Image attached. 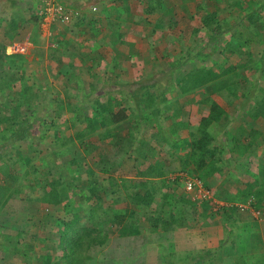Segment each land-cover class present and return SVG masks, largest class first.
I'll use <instances>...</instances> for the list:
<instances>
[{"label": "rangeland", "instance_id": "rangeland-1", "mask_svg": "<svg viewBox=\"0 0 264 264\" xmlns=\"http://www.w3.org/2000/svg\"><path fill=\"white\" fill-rule=\"evenodd\" d=\"M233 1H236V3L239 2L244 7L249 2V0H209L207 2V11L205 12L207 14H202L203 11L197 10L196 7L191 8L189 11L193 14V17L192 19L187 18L188 21L179 17L185 11L178 6L177 13L179 14V19L177 22L176 18H174L177 24L172 28V34L165 30L162 36L152 35L150 41L145 37L146 43L149 45V47L146 46V53L148 54L146 59L147 65H129L133 60L131 54L135 50L131 51V53L129 51L126 53L120 52L116 45L119 42H124L123 40L115 41V47L112 49L103 48L99 57L108 59V64L105 65L102 63L100 68L95 69L96 72L93 67L91 68V70H94L93 74L95 73L96 77H99V79H96L98 81L97 91L93 86L94 83L86 79V75H83V81H77L79 78L75 79L74 74H72L68 87L65 88L67 91L64 90L61 92L64 97L62 99L57 97V93L49 90V79L55 82V84H58V77H54L52 72L63 77L61 75H63L64 67L61 64L56 66V69L54 67L47 69L50 72V78L45 79L46 76H42L41 73L42 68L47 66L44 58L40 65L34 66L33 71L26 72L23 70L22 77H20V72L13 69V64L9 60L0 59V118L4 116L13 117L16 108L20 106L22 120L19 119V123L15 128H25L27 140L32 144V147L35 146L38 151H41L40 156L44 158V161L39 160V158L32 159L35 152L27 150V143L13 140L9 130H7V126L0 124V144L3 148L1 149L0 147V205L8 195L15 199H20L24 196V193L31 198H42L44 196L46 183L51 180V177L40 176V174L46 167L47 160L49 159L48 155L52 150L56 151V153L60 150L59 155H53V160L58 166L62 165V167H59L61 171L63 169L65 170V168L70 170L68 162L75 156L77 163L70 168L74 170L79 168L80 172H83L85 168L88 171H94L98 174L97 185L107 190V194L103 199L104 208L109 207L108 203L113 198V195L109 192V175L110 177L116 178L119 184L123 178L133 181L134 179L138 180L136 179L138 178L136 173L144 171L145 163L150 162L154 165H164L162 169L165 173L162 179L158 177L143 178V181H147V179L150 181L152 179V181L156 182V187H158L155 192L153 208L146 209L143 206H137L132 199L135 191L131 196L127 197L128 190L123 183L122 186L120 184V196L126 200L116 206H112L111 204V207H109L110 211L116 209L115 211L119 212L120 215H125L128 210H134L138 212L137 220L147 222L145 218L149 213L155 214L162 211L164 217L168 218V213L171 210L178 209V212H184L185 218L190 225L195 223V226H206L204 228L209 238L206 244H209L211 249L217 247L216 242L219 239H221L220 241H225L222 245L234 243L235 240L232 241L231 239H236L237 233L241 232V227L242 232L235 242L234 252L238 251L243 256L244 252L248 250V247H251L249 244H252L254 249L264 248V231L262 232L260 230V226H258L259 229L253 224L241 226L237 223L235 226L229 225L227 229L225 227L226 230H222L223 232L219 230L221 228V220L218 217L219 211L225 207L236 206L238 209L239 205L248 206L246 213L239 211L242 215L240 219H244L245 223L252 217L255 220L264 218V210H259L261 212L259 216H256V212H252L254 210L252 209V205L254 204L253 198L249 197L246 201H243V191L247 183L257 185L254 181L258 177L250 180L253 183L250 181L247 183L244 182V179H249L253 176L252 173H254V170L251 171V167L248 165L251 162L245 163L242 157H238L237 153L232 152L237 148V142L235 141L242 139L248 141L238 146V150L239 152L241 151L240 153L247 151L245 144L251 141L253 137L250 134L248 136L243 135L246 131L245 127H250L247 126V122H250L248 121L249 119L252 120L251 115L261 114L264 119V38L262 36L248 34L247 31L250 28L246 27V21L242 20L245 12L240 8L229 7ZM0 3V45L8 43V40L5 39L14 32L8 24L10 22L12 23L10 19L11 15L5 12L8 8L13 11L15 17L22 13L21 22L25 21L34 25L37 24L33 20L35 19L34 17H38V14H36L37 8L40 5L38 2L35 3L33 0H0ZM115 3L118 4L120 2L117 0ZM256 3L261 5L260 9L262 14H264V0H256ZM133 4L134 11L132 14L135 16L131 15L133 20L137 21L138 15L142 13L139 8L142 5H139L137 0H134ZM10 6H13V8H10ZM253 6L255 7V5ZM208 14H214L218 19L225 18L233 29L228 31L229 34H227L228 32H224L221 36H216L211 39L202 31H196L194 35H190L192 28L201 25L203 17ZM39 21L40 19L38 18V24L40 26ZM131 21V18L120 21L119 23L111 20L115 24L112 32L116 30L118 32L117 35L128 36L129 32L132 31ZM167 21L169 22V19L165 18L162 28L165 27V22ZM217 24L214 21L210 29L217 32ZM187 25L188 29H186ZM8 29L10 30L8 31ZM38 31L41 34L40 44L43 43L42 45L46 47L48 45L47 42H49L48 46L50 47L51 43L56 42L48 40V37L41 28ZM144 32H148L147 29ZM248 39H250V42H246ZM169 43L171 45L165 48V45ZM190 46L192 48H188ZM238 46L239 49L237 52L232 51L236 50ZM27 52L25 50L24 54H27ZM77 53H80V50L76 51L75 54ZM49 54L51 55V53ZM125 54L127 55L122 58ZM48 57L50 56L48 55ZM112 58L113 60H111ZM119 59L121 60L120 63ZM183 59L187 61L185 66L181 69H174L173 65ZM73 60V58L70 59L66 64H69ZM226 63L232 65L238 64V66L242 63L247 64L246 68L240 69L237 76L232 77V79L240 84V92L232 103H228L225 99L212 95L210 85L185 95L179 90L177 83L188 68L197 67L205 70L211 68L220 70ZM29 69L32 68L30 67ZM70 69L73 71L72 68ZM37 71L41 74H37ZM219 73L220 71L217 72L215 77H219ZM38 75L40 76L36 77ZM29 79L33 83L32 87L27 85L26 81ZM102 80L104 81L102 82ZM152 83H155L157 87L155 89H148L147 86ZM23 86L31 87V93H35V95L32 96L31 94L29 97L30 91H24ZM90 88L94 93L88 92ZM100 90L104 91V93L110 92V98L115 102L121 100L123 96H126L128 104L130 105L131 111L127 112L126 120L110 129L112 134L125 137L127 140V144L125 145L127 152H121L118 156H115L117 155L116 146L112 145L109 140L104 145L94 135L92 137L91 135L87 136L82 143L77 140V133L82 130H87L85 119H99V116L93 110L94 103L106 106L107 97ZM67 95L71 98L70 102H65ZM89 95H94V98H91ZM150 95H157L158 100L156 105L151 108L144 107V104L137 105L136 100L139 97L147 99ZM161 95H164V101L161 100ZM208 97H212L219 105L228 110L229 115H224L220 123H222L223 119L224 121L228 117L229 119L226 126L218 123L209 128L213 136L209 145L215 153L218 170L211 177L213 178L211 183H207L211 178L206 181L212 197V200L207 202L199 201L195 197V194L186 192L184 180L186 178L198 179L189 170L181 168L179 159L183 158L190 151V147L186 146L185 143L187 142L186 140H189V134L195 133L201 118L208 115L209 105L201 102ZM92 101H94L93 105H91ZM176 101H178L177 106L174 104ZM66 105H71L75 109L70 110ZM156 109H159V111H156ZM134 111L138 117L134 114ZM143 115L148 116L149 119L143 121L141 119ZM77 118H81L83 122H77L73 125ZM245 120L246 122H244ZM262 125L264 126V121ZM238 126L242 127H239L237 130L236 127ZM254 127L251 128V131L256 130L257 127L264 130V127H259L256 123ZM17 135H20V132L17 131ZM2 136L9 137L12 144L3 145L6 141L4 142L2 140ZM55 136H58L61 140L57 142ZM255 138L258 143L261 140L264 142V131L256 135ZM65 139L73 140L68 145L71 147V150L67 152L64 148L61 149ZM89 142L96 147L97 150H95L93 155L96 154L97 158L102 149L105 150L104 154H107L109 157L115 156V163L119 162L115 172L104 174L97 169V166L102 165L106 158L103 161H93L92 156H88L85 152ZM20 157H23V159ZM33 168L37 170L36 175H39L37 179H34L31 174ZM26 173L30 174L28 175ZM72 175L71 172L66 171V176H64L66 177L65 180L69 181ZM238 177H242V181ZM178 178L179 181L176 182ZM76 180L77 185L81 187V185L85 184L86 179L78 176ZM227 183L234 187L225 186ZM137 185L140 184L137 183ZM242 185L245 188L240 192ZM64 187H62L63 191H65ZM19 189L22 191H18ZM139 189L143 191L145 190V186L142 187L140 185ZM234 189H239V191H235ZM83 191L87 193V190ZM115 196L117 197L119 195L116 193ZM182 197L185 201H191L193 204L189 205L183 202L180 199ZM80 198L85 205L84 195H80ZM129 199H131L130 203L128 201ZM213 199L217 201V204ZM78 208V206L74 207L75 210ZM147 211L148 214L146 213ZM202 213H205V216ZM124 217L125 219H123L124 222L121 226L115 220L108 219L106 227L104 228L105 235L108 239L118 236L121 232L125 233L126 230L124 229L126 228L132 231V225L135 219L127 216ZM22 219L23 215L21 212L10 213L0 210V264H46L50 260H57L62 254V251L55 247L53 249V246L59 242L56 231L47 230L46 232H41L39 237L32 241L30 235L19 234V231L22 230L24 225V220ZM239 223L241 222L239 221ZM180 239L181 241L177 245L179 256L176 255L175 257L176 264H192L191 261L186 263L178 259L186 256L191 248H189L188 243L184 242V238L182 239L180 237ZM138 241L139 239L135 240V238L132 241L122 239L117 252L115 254L111 252L110 256L105 252H100L101 247H95L92 251L93 258L88 260L87 264H143L145 253L142 252L143 248L138 251ZM157 247L161 249V254L159 253L154 258L153 263L164 264L163 258L162 260L160 258L163 252H166V254L169 252L170 247L167 243H162V240L158 241ZM238 255L236 254V256Z\"/></svg>", "mask_w": 264, "mask_h": 264}, {"label": "trees", "instance_id": "trees-1", "mask_svg": "<svg viewBox=\"0 0 264 264\" xmlns=\"http://www.w3.org/2000/svg\"><path fill=\"white\" fill-rule=\"evenodd\" d=\"M253 5H255V7ZM229 7L243 9L245 14L242 17V20L246 21V27L250 28V30L247 31L248 34L252 36L258 35L264 38V14H262L261 12V5L257 4L256 0H249V2L246 3L245 7L241 6L239 2L236 3V1H233V3L229 5ZM34 18L35 19L33 21L37 22L39 17ZM214 21L218 23L217 32H214L213 29H210ZM202 23L203 25L201 26L207 29L210 38L221 36V34H223L224 32H228L233 29L231 24H229V22L226 21L225 18H220L218 20L216 16H213V14L204 16ZM200 29L201 28L195 30V32H199ZM246 42H250V39L246 40ZM65 46H67V44L62 42L56 49H51V54L57 58V66L60 65V58L63 55L61 52H59V49H62ZM18 56L21 57L20 54ZM10 62L12 63V61ZM186 62L187 61L185 59L180 60L176 62L173 67L174 69H181L185 66ZM246 65V63H242L240 66L226 63L221 67L220 70L212 68L205 70L197 67H190L187 69L183 77L178 81L177 86L181 93L185 95L210 85L212 95H216L222 99H225L228 103H232L237 98V95L240 92V84L232 79V77L237 76L240 69L246 68ZM13 69H15L14 66ZM86 69V64H83V66L81 67V72L85 71L87 73H90L91 68L87 71ZM216 70L217 72L220 71L219 77H215L217 74ZM147 87L148 89H155L157 85L155 83H152ZM23 88L26 92L30 91L29 97L31 96V94L32 96L35 95V93H31V87L23 86ZM107 94L109 95V93ZM163 96L161 100L164 101L165 98H163ZM157 100V95H150L147 99H142L141 97H139V99L136 100V103L137 105L144 104V107L151 108L152 106L157 104ZM70 101L71 98L69 95H67V97L65 98V102ZM114 102L115 101L112 100V98H110L109 96L107 97L106 106L96 104L94 103V101L91 102V105H93V103L95 104L93 110L95 111L96 115L99 116V119H85L87 130L79 131L77 133V140L82 143L89 135H91V137L92 135L96 136L97 140L103 143L102 145H104V143L109 140L112 145L116 146L117 155L115 156H118L121 154V152H127L125 148L127 140L125 139V137L112 134L110 129L113 126L124 122L128 115L127 112H130L131 109L126 96H123L121 100L116 101L115 103ZM201 102L209 105L208 115L201 118L197 131L195 133L189 134V140H186L187 142L185 143L186 146L190 147V151L183 158L179 159V163L181 165V168H183L184 170H189L191 174L196 176L197 179L201 181L208 189V184H206V181L211 178L218 170L217 161L215 160V153L209 145L213 139L209 128L214 124L220 123L224 115H226V112L225 109L221 105H219L218 102L212 97H208ZM174 104L177 106L178 101H176ZM67 108L70 110L75 109V107L71 105H67ZM156 111H159V109H156ZM134 114L137 116L136 112ZM251 116L255 119L259 115L252 114ZM21 118L22 116L20 112V106H18L15 113L13 114V117H1L0 124H4L7 126V130H9L10 136L13 140L27 143V150L35 152V155L32 159L39 158V160L44 161V158L40 156L41 151H38L35 146L32 147V144L27 140L25 128H15V126H17L19 123V119ZM141 119L144 121L149 119V117L143 115ZM77 122L83 121L81 118H77L74 121L73 125H75ZM17 131L20 132V135H17ZM250 135L251 137H253L252 140H255L256 135H259V133L253 130L250 132ZM2 138L4 142H7L3 143V145L12 144V141H10L9 137L2 136ZM55 139L57 140V142L61 140L58 136H55ZM72 142V139H65L61 146V149L64 148L66 152L70 151L71 147H69L68 145ZM235 142H237V148H235L234 150L239 151L238 146H240L241 143L238 140H236ZM1 146L2 145L0 144V147ZM1 149L3 148L1 147ZM95 150L97 149L94 144H91L89 142L85 152L88 154V156H92L93 161H103L106 158L102 165H100L99 167L97 166V169L104 174L115 172L116 168L119 165V162L115 163V156L109 157L107 154H104L105 150L102 149L98 154L99 157L97 158L96 154L93 155ZM59 152L60 150L58 151V153L52 150L51 153H49L47 165L41 171L40 176L51 177V180L46 183V192L42 198H31L30 196H26L25 193L24 196H22L20 199H15L12 198V196L8 195L2 201L0 210H4L10 213L21 212V214L23 215L22 220H24V225L22 227V230L19 231V234L30 235L32 241L36 240L41 232H46L47 230L56 231V236L58 237L59 242L56 243L55 246H53V249L54 247L56 249H59L60 251H62V254L59 256V258H57V260H50L49 262L51 264H87V261L93 258V248L103 247L106 244L108 237L105 235L104 228L106 227L109 218L115 220L119 224V226L123 224V219H125L124 216H127L131 219H138V212H135L134 210H128L125 215H120L119 212L115 211L116 209H114V211L109 210L111 204L112 206H116L123 201L125 202L126 200L125 198H121L120 196V184L122 186V184L124 183L123 185L126 186L128 190L127 197L131 196L135 191L134 195H132V199L137 206H143L146 209L150 208L154 204L155 192L158 187H156V182L152 181V179H150V181H148L149 179H147V181H143V178H164L165 173L162 169L164 165H154L150 162H147L145 163V170L142 172L140 171V173H136V176L138 177L136 179L138 180L134 179L133 181L123 178L120 184L118 183L116 178L110 177L109 175V192L111 193V195H113V198H111L110 203H108L109 207L104 208L103 199L107 194V190H105L104 187L102 188L101 186L97 185L98 174H96V172L94 171H88V169L86 170L84 167L83 172H80L79 168H77L76 170L70 168L77 163L75 156H73L68 162L70 170H68V168H65L66 171L71 172V175L73 173V175L72 177H70L69 181H66V177H64L66 176V171L64 169L61 171V168L59 169V167H62V165L58 166V164H56L53 160V155H59ZM20 158L23 159V157ZM64 165L66 166V164ZM26 174L29 175L30 173ZM31 174L34 179H37V177L39 176L36 175L37 170L35 168H33ZM78 176H82L86 179L85 184L81 185V187L76 183V179L78 178ZM178 181L179 178L176 182ZM254 182L257 184V187L256 185L247 183V186L243 191V201H246V199H248L249 197H253L255 200L252 208L254 210L262 211L264 210V164L260 169L259 177ZM137 183L142 185V187L145 186V190L142 191L141 189H139L140 185H137ZM146 184H148V187L146 186ZM63 186H65V191H63ZM258 186L261 187L258 188ZM20 190L21 189H19L18 191ZM83 190H87V193H85ZM116 193L119 196L114 197ZM82 194L85 197V205L80 198V195ZM69 195L70 197H68ZM180 199L183 202L188 203L189 205L193 204L191 203V201H185L183 197ZM128 201L130 203L131 199H129ZM75 206H78L79 208L75 210ZM173 211L171 210V212L168 213V218L164 217V213L162 211H159L155 214H148L147 211L146 213L148 215L145 219L147 220L150 230L152 232H158L161 229L173 230L176 228H187L188 222L185 218L184 212H178V209H175ZM238 212L239 211L236 206H231L221 209L219 211V215L229 221L232 220L234 218V215H236ZM202 214L205 216V213ZM234 246L235 241L230 245V248H232L233 250L227 249L226 253H228V257L223 263L264 264V254H262L261 256L252 257L251 255L248 256V254L243 255L244 257L241 255H234L231 257V254L234 251ZM222 248L223 245L221 243L217 248L214 249L202 248L201 250H197L196 253L191 250L186 256H184L183 258L180 257L178 259L186 263L188 261H191L192 264H221V261H223L224 259L220 258ZM175 257V252H168L167 254L166 252L162 253L164 264H176ZM49 262H46V264Z\"/></svg>", "mask_w": 264, "mask_h": 264}, {"label": "crops", "instance_id": "crops-1", "mask_svg": "<svg viewBox=\"0 0 264 264\" xmlns=\"http://www.w3.org/2000/svg\"><path fill=\"white\" fill-rule=\"evenodd\" d=\"M33 1L35 3L39 2L38 0H33ZM59 1L64 2L71 9H75L79 12V18L76 19L72 24L62 25L59 23H49L48 25H46V27H42L41 25L39 26L38 20L36 22L37 24L35 25L31 24L30 22L29 23L25 21L21 22L20 19H21L22 13L19 16L15 17L13 15V11L8 8L5 12L11 15L10 19L12 23L10 22L8 24H9L10 29L12 28L14 32L12 33L13 35L12 34L8 35V38L5 39V40H8V43H6L5 45L4 44L0 45V59L3 58L4 60L12 61L14 68L20 72L21 74L20 77H22L23 70H25L26 72L33 71L34 66L40 65L43 59L45 58V61H46L45 64L47 66H45L46 69L42 68L41 73H42V76L44 77L46 76L45 79L47 78L49 79L50 72L47 69L52 68V67L56 69V66H57V63H56L57 58L54 57L52 54L51 55L49 54L51 53L50 50L56 49L58 45H60V43L62 42L66 43L67 44V46H65L66 48L63 47L62 49H59V52L63 54L62 57L60 58V64L64 67V71L62 72L63 75H61L63 77H60L55 72L54 73L52 72L54 77H58V80H57L58 84H55V82H53L51 79H49L50 81L48 80L50 84L49 90L51 92L57 93V97L64 99L61 92L64 91L66 87H68V83L71 80L70 78L72 74H74L75 79L79 78V80L77 81H83V75H86L87 76L86 79L94 83L93 86L97 91L98 81L96 79H99V77L97 78L95 73L93 74V71L95 69L100 68V65H102V63L107 65L109 62L108 59L99 57V54L101 53V50H103V48L112 49L115 47V44H114L115 41L123 40L124 42H119L116 45L117 49H119L120 52L126 53L129 51L131 53V51L135 50L131 54L133 56V60L131 61V64L129 65L130 66L131 65L132 66L142 65V64L147 65L148 63H146L147 62L146 59L148 57V54L146 53V50H147L146 46L149 47V45L146 43V38L147 40L150 41L152 35L162 36V33L165 32V30H167L166 32L172 34V30H173L172 28L176 26L177 24L176 21L179 19V17L182 18L183 20L186 19L187 21H188L187 18L192 19L193 14H191V12L189 11V9L191 8L193 9L196 7L197 10L199 9L200 11H203L202 14H207L205 12L207 11L206 10L208 6L207 2L209 0H137L138 4L142 5V7H139L142 13L138 15L137 21H134L132 17V15H134L132 14L134 11V8H133L134 0H118L120 2L118 4L115 3L117 0L116 1L115 0H59ZM12 5H14V3H12ZM178 6L183 11H185V13L181 16H179V14L177 13ZM0 8H1V3H0ZM10 8H13V6H10ZM129 18H131L132 20L131 21L132 23L130 22L132 25L131 27L132 31L129 32L128 36L117 35L118 32H116V30L112 32V28L113 26H115V24L111 22V20L119 23L120 21L128 20ZM165 18H168L169 22L168 21L165 22V27L162 28ZM174 18H176V21L174 20ZM233 18L235 17L233 16ZM201 25H203V23ZM201 25L193 27L190 32V35H194L195 30L201 28L200 31H202L203 33L205 32L207 34V37L211 39L209 36V33H207L208 32L207 29ZM40 28L44 32V34L48 37V40H51V42L56 41L54 43H51L50 47L48 46L49 42H47L48 45L46 47L42 45L43 43L41 44L39 43L41 42V36H40L41 34L38 31ZM10 29H8V31ZM145 29H147L148 32H144ZM186 29H188V25ZM8 31L7 33H9ZM227 34H229V32ZM13 42H19V43L24 44L25 49L28 51L27 54H24V55L21 54L20 55L21 57H19L18 55H8L6 53V47ZM170 45H171L170 43L165 45V48L169 47ZM188 48H192V46ZM238 49H239V46L236 48V50H232V51L237 52ZM78 50H80V53L75 54L76 51ZM48 55L50 57H48ZM126 55L127 54L123 55L122 58L125 57ZM72 58L74 60L70 62L69 64H66ZM111 60H113V58ZM120 62L121 60L119 59V63ZM83 64H86V68H87L86 71L88 69L90 70V68L92 67L94 70L93 69L90 70V73H87L85 71L81 72V67L83 66ZM236 66H238V64H236ZM30 67L32 69H29ZM70 68H72L73 71H71ZM41 73L37 71V74H41ZM39 76L40 75L36 77H39ZM103 81L104 80H102V82ZM26 82H27V85L31 87L33 86V83L30 81V79L27 80ZM88 92L94 93V91L91 88ZM100 92H102L106 97L108 96L111 97L110 92H107L109 93V95L107 93H104V91L102 90H100ZM93 93H90V94H93ZM89 96L91 98H94L93 97L94 95H89ZM223 108L225 109L226 114L229 115L227 108L225 107ZM228 119L229 117L226 119V121H224L223 119L222 123L220 124H222L223 126H226V124L228 123L227 122ZM246 120L244 122H246ZM248 121L250 122H247V126H250V127H247V128L245 127L246 131L244 132L243 136H248L250 134L251 128H255L254 127L255 123L259 127H264L262 125V122L264 121V119L262 118L261 114L257 116V118L255 119L252 118V120L249 119ZM239 127H242V126L236 127L237 130ZM255 131H257L260 134L264 130H261L260 128L257 127ZM239 141L241 144H244L248 140L242 139ZM256 141L257 139L253 141L251 140L247 144H245L247 146V151L243 154L237 150L232 151L234 153H237L238 157H242L245 163H248L249 161L251 162L248 165L249 167H251L250 168L251 171L254 170V173H252L253 176L251 178L244 179L245 183H247L251 179H255L259 177L260 169L262 165L264 164V142L262 140L259 143L258 141L257 142ZM238 178L239 179L241 178V181H242V177H238ZM212 181H213V178H211V180L208 181L207 183L209 184ZM225 186H230L231 188L234 187L233 185L231 186L229 183H227V185ZM260 187L261 186H258V188ZM244 188L245 186L242 185L240 187V192L243 191ZM224 190L228 191L227 189H224ZM235 191H239V189ZM218 217L221 220V228L219 229L221 230V232L225 231L227 227H229V225L235 226L237 223L240 224L241 226L252 225V224L255 225L257 228H259L258 226H260L261 229L260 228L259 229L262 230V232L264 231V218L255 220V218L252 217L250 220L248 219L247 222L245 223L244 219L243 220L240 219L242 217L240 212L234 215V218L229 221L220 215H218ZM239 221L241 223H239ZM134 223L132 225V231L126 228L124 229L126 230L125 233L121 232V234H119L118 236L109 238L107 244L101 247L100 252H105L108 256H110L111 252H113V254L117 252V249L120 246V242L122 239L132 241L135 238V240L139 239L137 243L138 246L135 245L137 246L138 251L141 248H143L142 252L145 253L143 264H154L153 263L154 258L157 257L158 254L161 252V249L157 247V243L160 240H162V243H167V245H169L170 247L169 252L170 253L175 252L177 256H179V252H178L179 249L177 245H178V242L181 241L180 237H182V239L184 238V242L189 244V248L191 247L189 251L192 250L193 252H195L196 250H201L202 248H211L209 244L208 245L206 244L209 238L207 237V231L204 228L206 226H203V225L195 226V223L191 225L188 223V227L185 229H177V228L173 230L161 229L158 232H152L150 231V228L147 222H141L135 219ZM241 232H242V227H241ZM241 232L237 233L236 239H231V240L232 241L235 240L236 242ZM220 236H218V238H220ZM222 239L224 238L222 237ZM220 240L221 239H219V241L216 242L217 247L219 246L220 243L225 242V241H220ZM230 245L229 243L227 245H223L220 258L222 259L224 258V259L223 261L220 260L221 264H226L223 262L226 261V258L228 257V253H226L227 249L233 250L232 248H230ZM249 245L251 247H248V250L246 251L248 253L244 252V255L248 254V256L251 255L252 257V256H261L262 254H264V248L262 247L258 249L256 248L257 249L256 250L254 249L252 244H249ZM236 254L240 255L238 251L237 252L233 251V253L231 254V257ZM160 260H162V257L160 258Z\"/></svg>", "mask_w": 264, "mask_h": 264}, {"label": "built area", "instance_id": "built-area-1", "mask_svg": "<svg viewBox=\"0 0 264 264\" xmlns=\"http://www.w3.org/2000/svg\"><path fill=\"white\" fill-rule=\"evenodd\" d=\"M39 7L37 8L38 17L40 19V25L46 27L49 23H59L62 25H70L76 19L79 18V12L75 9H71L64 2L59 0H38ZM37 16V15H36ZM8 54H24L25 47L19 42H13L6 48ZM185 190L187 193L195 194V197L199 201H209L212 200L209 189H207L204 184L192 178H186L184 180ZM253 198V197H251ZM254 202V198L252 199ZM217 204V201L213 199ZM252 202V201H251ZM219 206V205H217ZM222 208V207H221ZM248 209V206L239 205L238 211L245 212ZM253 209V208H252ZM252 211V210H251ZM256 216L261 215L259 210L252 211Z\"/></svg>", "mask_w": 264, "mask_h": 264}, {"label": "clouds", "instance_id": "clouds-1", "mask_svg": "<svg viewBox=\"0 0 264 264\" xmlns=\"http://www.w3.org/2000/svg\"><path fill=\"white\" fill-rule=\"evenodd\" d=\"M11 44H12V43H11ZM11 44H10V45H11ZM21 44H22V43H21ZM22 45L25 47L24 44H22ZM8 46H9V45H8ZM8 46H7V47H8ZM7 47H6V48H7ZM25 50H26V49H25ZM6 53H7V52H6ZM7 54H8V53H7ZM8 55H11V54H8ZM13 55H19V54H13ZM20 55H21V54H20Z\"/></svg>", "mask_w": 264, "mask_h": 264}]
</instances>
